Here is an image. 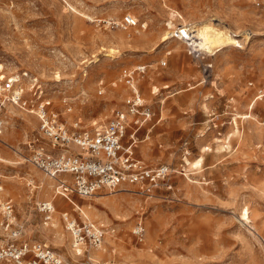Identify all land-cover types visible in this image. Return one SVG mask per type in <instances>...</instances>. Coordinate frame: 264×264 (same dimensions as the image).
Here are the masks:
<instances>
[{
  "label": "rangeland",
  "instance_id": "1",
  "mask_svg": "<svg viewBox=\"0 0 264 264\" xmlns=\"http://www.w3.org/2000/svg\"><path fill=\"white\" fill-rule=\"evenodd\" d=\"M127 15L137 27L120 26ZM204 22L234 43L189 55L171 38ZM142 67L135 86L153 117L137 132L134 155L168 167L169 188L56 196L54 182L26 161L43 143L40 107L69 128L104 125L125 111L121 72ZM8 78L18 80L22 103L0 95V158L8 161L0 174L20 241L67 264H264V0H0V79ZM44 180L51 188L38 198ZM43 201L54 206L49 222L37 211ZM63 212L101 226L102 250L72 255ZM138 225L142 242L132 233Z\"/></svg>",
  "mask_w": 264,
  "mask_h": 264
},
{
  "label": "built area",
  "instance_id": "2",
  "mask_svg": "<svg viewBox=\"0 0 264 264\" xmlns=\"http://www.w3.org/2000/svg\"><path fill=\"white\" fill-rule=\"evenodd\" d=\"M138 24L127 15L122 18L120 26L135 28ZM181 30L183 28L171 32V38L180 40L176 33ZM182 39L189 48V55L198 53L192 40ZM161 66H166V62H162ZM136 69L121 72L120 79L130 90L124 100L125 111H113L104 125L81 128L79 123H75L69 128L58 122L55 115H47L44 106L40 107L36 141L43 143L31 150L26 161L54 182L56 196L66 200L73 196L88 199L103 190L114 193L123 186L169 188L168 167L159 165L151 168L134 155L137 132L153 117L135 86L136 74L143 73L144 68ZM15 83L17 81L10 78L5 81L0 79V95L8 96L7 101L18 105L22 99L20 92L14 91ZM1 108L0 104V136L4 129ZM2 188L3 176L0 174V193ZM137 193L144 195V192ZM37 211L45 222H49L54 213L53 203L40 202ZM61 215L63 227L74 247H80L87 253V249H100L104 244L105 230L101 226L80 220L72 213L63 212ZM22 229L16 223L13 205L7 200H0V231L3 233L0 237V264H67L44 245L20 241ZM132 233L137 241L142 242L143 226H136Z\"/></svg>",
  "mask_w": 264,
  "mask_h": 264
},
{
  "label": "bare ground",
  "instance_id": "3",
  "mask_svg": "<svg viewBox=\"0 0 264 264\" xmlns=\"http://www.w3.org/2000/svg\"><path fill=\"white\" fill-rule=\"evenodd\" d=\"M176 36L181 41L183 40L182 39L183 37L192 40V42L194 43L195 51H197V52L200 51V52H204V53H208V54H212L216 50L220 51L225 46H227V45L229 46L232 43H234V41H233L234 39H232L227 34L226 31L216 28L211 22H204V23L198 24V25H196L194 27H190V28L186 27L185 29L177 32ZM164 37H166V36H164ZM182 43H184V42L182 41ZM109 53L113 54L114 50H112V49L109 50ZM12 80H15V79H12ZM15 81H18V80H15ZM31 113H33V110L31 111ZM37 113L39 114L40 112H37ZM0 164H8V161L6 159L0 158ZM50 188H51V183L49 182V180H44L42 185L39 187L38 198L47 196V194L49 192L48 190ZM2 190H3V188H2ZM121 191H130V190L129 189H123ZM2 192L0 193V200H2V199L5 200L3 198ZM73 204H75V203L73 202ZM86 210H88V209H86ZM85 212H87V211H85ZM247 213L248 212H246L244 210L243 214L241 215L240 221H248L249 217H248ZM85 220H87V219H85ZM56 221H57V219L55 218L52 221V223L54 225H56ZM71 248L74 250V251H72V255H76L77 249H75V247L73 245L71 246ZM100 250H102V248ZM100 250H97V251H100ZM100 255H101L100 252H95V251L90 252V258H92V259H99ZM96 264H99V263H96Z\"/></svg>",
  "mask_w": 264,
  "mask_h": 264
},
{
  "label": "crops",
  "instance_id": "4",
  "mask_svg": "<svg viewBox=\"0 0 264 264\" xmlns=\"http://www.w3.org/2000/svg\"><path fill=\"white\" fill-rule=\"evenodd\" d=\"M3 200V199H2ZM54 212V211H53Z\"/></svg>",
  "mask_w": 264,
  "mask_h": 264
}]
</instances>
